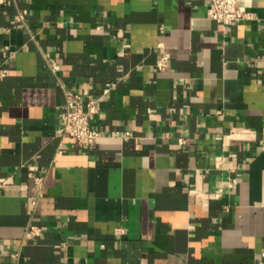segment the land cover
I'll return each mask as SVG.
<instances>
[{"label":"crops","instance_id":"obj_1","mask_svg":"<svg viewBox=\"0 0 264 264\" xmlns=\"http://www.w3.org/2000/svg\"><path fill=\"white\" fill-rule=\"evenodd\" d=\"M238 5L0 0V264H264V0Z\"/></svg>","mask_w":264,"mask_h":264},{"label":"built area","instance_id":"obj_2","mask_svg":"<svg viewBox=\"0 0 264 264\" xmlns=\"http://www.w3.org/2000/svg\"><path fill=\"white\" fill-rule=\"evenodd\" d=\"M208 4L207 17L221 24L230 22H241L251 18V14L243 12L238 5V0H205ZM51 70L58 69L55 62H51ZM167 62L165 58L161 59L157 65L159 70H165ZM66 104L63 107L64 125L61 132L73 138L77 145L82 148H94L97 140L100 138V132L92 126V121L98 112L96 101H82L79 94L65 92ZM126 139L131 137L129 132L125 135ZM40 185L41 179H36ZM37 232V230H34Z\"/></svg>","mask_w":264,"mask_h":264}]
</instances>
